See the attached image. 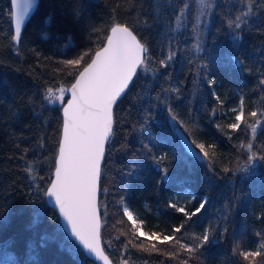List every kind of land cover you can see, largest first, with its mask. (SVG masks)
<instances>
[{
    "label": "trees",
    "instance_id": "16d2710c",
    "mask_svg": "<svg viewBox=\"0 0 264 264\" xmlns=\"http://www.w3.org/2000/svg\"><path fill=\"white\" fill-rule=\"evenodd\" d=\"M85 2L91 23L82 31L73 23V0H40L17 44L12 39L11 1L0 0V264H97L66 234L43 192L53 178L67 101L64 96L61 104L53 105L50 98L59 94L58 85L70 87L78 71L68 75L63 62L83 55L80 67L85 66L104 46L114 22L134 31L148 49L149 63L138 70L114 109V133L100 184L105 250L114 264H180L190 255L175 241L134 237L123 205L141 219L145 233L174 234L181 243H196L194 237L205 229L213 234L228 229L219 244L205 245L207 251L200 250L204 255L196 253L189 264H249L239 252L254 251L264 242V160L257 159V174H242L249 153L240 145L250 142V129L242 125L232 132L227 126L241 101L246 118L250 111H264V4L214 0L199 43L197 0ZM248 5L253 10L243 17L248 23L240 30L229 27L228 20ZM233 35L240 39L234 41ZM48 88L55 95L49 97ZM172 121L191 140L205 144L211 162H200L185 151ZM252 143L253 151L264 155V122ZM163 168L167 182L160 180ZM179 196L191 201L188 212L205 197L208 203L187 220L169 206ZM129 241L142 243L143 249ZM152 244L158 251L151 250ZM172 252L180 255H166ZM256 261L264 264V257Z\"/></svg>",
    "mask_w": 264,
    "mask_h": 264
},
{
    "label": "snow or ice",
    "instance_id": "6c2138e0",
    "mask_svg": "<svg viewBox=\"0 0 264 264\" xmlns=\"http://www.w3.org/2000/svg\"><path fill=\"white\" fill-rule=\"evenodd\" d=\"M195 2L196 0H193V3ZM261 3L264 4V0H261ZM33 4L34 0H12V5L15 8L12 39L17 44L21 40L22 27ZM199 5L204 8L214 7L207 3V0H199ZM184 7L188 8L190 5H184ZM85 8V0H73L71 14L73 23L82 31L86 30L91 23ZM251 15H253V10L251 5H248L247 11H241L239 15L235 16V19L228 20V26L240 30L242 24L248 23L243 17ZM109 32L110 35L106 37V46L96 50L89 57V62L82 68L80 65L83 62V55L63 62L68 70V75H73V69H78V71L75 72L74 81L70 87L65 88L63 85H58L59 95L56 96V99L63 101L65 93H69L70 98L66 102V106L62 108V137L57 148L54 179L49 181L50 186L43 192L44 196L54 200V207L58 209L59 216H62L66 222L71 237H74L75 241H78L79 245H82L88 253L105 261L108 260V257L100 246L101 220L98 195L105 147L113 134V110L117 100L126 93L133 78L136 77L137 69L143 71L149 63L146 56L148 49L129 26L114 22L110 26ZM71 39L72 37L69 36L68 40L71 41ZM239 39V35H233L234 41ZM167 59L171 60L172 54H169ZM231 59L236 64L243 63L239 57ZM160 63L163 67H168L164 60H161ZM208 83L213 86L215 82L210 80ZM261 83L264 84V80ZM47 92L49 97L55 95L52 88H48ZM216 99L220 100L218 96ZM169 111L171 110L169 109ZM232 111L235 113L234 121L227 127L232 132L240 131L242 125L250 129V142L240 145L249 153V162H254L257 159L264 160V155H258L256 151H253L252 143L256 138L257 128L261 127L264 122V111H250L246 118L243 101L238 109ZM172 119L175 121L176 117L173 116ZM250 119L254 120V123L249 122ZM181 127L183 126L181 125ZM229 138L231 139V137ZM185 141L187 142L185 149L187 153L211 162L212 155L206 149L205 144L191 140L187 136H185ZM162 159L163 157L157 158L155 162L159 164ZM223 170L230 171L228 168ZM160 171L163 173L160 176L161 182H167L169 179L167 169L163 168ZM190 198L194 200L195 196H190ZM207 203L208 200L205 197L199 206L191 212L186 211L184 207H178L175 203H170L169 206L177 212L183 213L187 220H191L192 217L197 216L205 209ZM121 210L128 221H131L134 237H147L149 240L154 238L160 243L168 244L175 241L180 245V249L190 254L180 264H189V260L198 252L200 255H204L200 250L205 249V245L211 247L219 244L222 234L228 231V229L222 228L219 233L213 234L209 229H205L202 236L194 237L196 243H181L174 234L161 237L156 232L145 233L138 221L134 219L131 210L123 205ZM181 227L183 225L175 228L174 233L180 232ZM129 244L143 249L142 243L137 245L133 241H129ZM73 250L78 252L79 248L76 247ZM144 250L147 251V249ZM151 250L158 251L155 244L151 245ZM205 251L207 250L205 249ZM166 255L176 258L180 253L172 252ZM232 255H236L235 248L232 249ZM239 255L245 261H249V264H257L256 258L264 257V242H260L256 250L240 251ZM122 264H128V261L123 260Z\"/></svg>",
    "mask_w": 264,
    "mask_h": 264
},
{
    "label": "water",
    "instance_id": "95a60500",
    "mask_svg": "<svg viewBox=\"0 0 264 264\" xmlns=\"http://www.w3.org/2000/svg\"><path fill=\"white\" fill-rule=\"evenodd\" d=\"M11 1V6H12V23H13V28H14V13H15V8L13 7V5H12V0H10ZM39 2H40V0H34V4H33V8H32V10L29 12V15L26 17V19H25V23H24V25H23V27H22V32H21V36H22V33H23V31H24V29H25V27H26V24L28 23V21L31 19V17H32V15L35 13V11H36V9H37V7H38V5H39ZM135 34V33H134ZM109 35H110V32H109ZM139 39V38H138ZM104 46H106V42H105V44H104ZM147 48V47H146ZM146 55H147V53H146ZM138 70L139 69H137V73H138ZM135 78V77H134ZM134 78H133V81H134ZM133 81H132V83H133ZM132 83L129 85V88H130V86L132 85ZM128 88V89H129ZM128 91V90H127ZM127 91H126V93H127ZM125 93V94H126ZM124 94V95H125ZM65 95L67 96V101L69 100V98H70V94L69 93H65ZM124 95H122L118 100H117V103L124 97ZM66 101V102H67ZM117 103H116V105H117ZM115 105V106H116ZM64 106H66V103L63 105V107ZM115 106H114V109H115ZM62 107V108H63ZM114 111V110H113ZM62 117H63V114H62ZM113 133H114V125H113ZM175 133H176V136H177V138L179 139V141L181 142V144H182V146L184 147V149H186L187 148V142L185 141V136H187L188 138H189V136L184 132V130L181 128V127H178V128H176L175 129ZM113 135V134H112ZM62 137V136H61ZM111 138H112V136L110 137V139H109V141H108V143L106 144V147H105V155H104V159H103V161H102V164H101V175H102V169H103V164H104V161H105V157H106V152H107V147H108V145H109V142H110V140H111ZM190 139V138H189ZM197 151H198V149H197ZM190 156H192V157H194V158H196L198 161H200V162H203V161H205V159H201L199 156H193L191 153H188ZM57 159V158H56ZM54 172H55V170H54ZM52 179H54V173H53V178ZM100 184H101V176H100V180H99V188H100ZM50 186V185H49ZM46 200H47V204H48V206L51 208V209H53V210H55L56 212H57V214L59 215V213H58V209L57 208H55L54 207V200H52L51 198H48V197H46ZM100 203V192H99V195H98V204ZM99 206H100V204H99ZM60 217V220H61V223H62V226H63V229H64V231L66 232V234L81 248V250L85 253V255L89 258V259H91V260H93L94 262H96L97 264H114L113 263V261H112V259H111V257L108 255V253L106 252V250H105V248H104V245H103V241H102V234H101V231H102V216H101V211H100V220H101V227H100V246H101V249L103 250V252H104V254L108 257V260L107 261H105V260H101V259H99V258H97L94 254H91V253H88L87 252V250L86 249H83V246L82 245H79V242L78 241H75V238L74 237H71V235H70V231L68 230V228L66 227V222L63 220V217L62 216H59Z\"/></svg>",
    "mask_w": 264,
    "mask_h": 264
},
{
    "label": "rangeland",
    "instance_id": "374dc122",
    "mask_svg": "<svg viewBox=\"0 0 264 264\" xmlns=\"http://www.w3.org/2000/svg\"><path fill=\"white\" fill-rule=\"evenodd\" d=\"M207 3L213 5L214 0H207ZM197 4H198V7H197V36H198V38H197V40L199 43H201V41L204 37V34H205L206 26L208 25V23L210 21V17H211L213 7L204 8L201 5H199V0H197ZM186 11H187V9L185 10V12ZM203 28H205L204 31H203ZM50 100H51L50 103L53 105H57V104L62 103V101H58L56 99V96L51 97ZM172 122H173V124H172L173 130L175 131V129L178 128V126L175 124L174 121H172ZM245 169H247V171H245ZM240 170H241V173L244 175H249V174H254V173L257 174V172L259 171L258 161L256 160L254 162H249V160H248L247 163H245L243 166H241ZM190 204H191V201L186 196H179L176 198V205L178 207H184L186 211L189 209ZM133 215H134V219H136L138 221V223L140 224V226L142 228L141 219L138 218L136 213H133Z\"/></svg>",
    "mask_w": 264,
    "mask_h": 264
}]
</instances>
